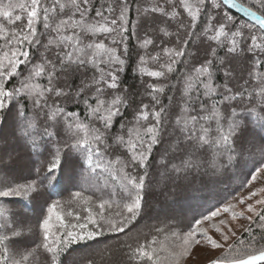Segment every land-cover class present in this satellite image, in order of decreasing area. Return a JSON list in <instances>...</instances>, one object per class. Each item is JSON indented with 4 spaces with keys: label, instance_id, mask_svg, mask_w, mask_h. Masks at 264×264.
I'll return each instance as SVG.
<instances>
[{
    "label": "snow or ice",
    "instance_id": "obj_1",
    "mask_svg": "<svg viewBox=\"0 0 264 264\" xmlns=\"http://www.w3.org/2000/svg\"><path fill=\"white\" fill-rule=\"evenodd\" d=\"M129 3L0 0V129L11 121L13 141L31 152L42 153L49 146L53 149L46 168L42 165L35 169V178L18 182L6 171L17 154L0 148V200L50 197L66 166L81 168L82 183L106 175L118 187L108 199L86 195L81 188L63 204L45 200L46 214L38 221L39 241L24 248L16 246L18 238L26 231L36 233L11 221L10 210L0 205V264H41V257L45 264H56V257L71 244L105 232H124L143 212V193L158 146H164L156 161L164 169L161 175L215 170L224 160L231 163L238 156L237 142L251 123L242 122L233 105L243 100L245 93L250 103L259 100V112L254 105L248 111L264 128V17L251 13L256 20L252 25L238 24L227 13L221 16L223 5L237 7L235 0H156L150 7L137 8L141 20L129 21ZM255 3L264 9V0ZM129 24L138 48L143 49L137 53L134 69L143 88L138 101L134 95L139 93L121 87ZM173 28L175 31H170ZM191 35L200 39L193 54L186 47V37ZM219 51L224 55L219 56ZM237 60L245 63L246 78H237L225 67ZM221 71L225 82L218 84ZM165 96L167 104L162 101ZM0 141L6 142L3 137ZM258 150L264 154V138ZM261 176L264 164L251 179ZM259 193H264V187L250 192L246 199ZM74 203L81 212L63 210L64 205ZM255 205H260V210ZM233 207L210 211L182 235L172 232L171 237L178 241L173 247H156L153 239L133 249L131 258L137 264H180L192 245L199 244V235L213 248H221L201 225L221 212H231L233 219L243 217V212H232ZM245 211L252 213L246 217L249 223H259L264 233V198L247 204ZM212 227L220 232L215 224ZM250 244L253 247L247 254L237 251L210 264H264V234L258 239L252 235ZM256 244L261 246L255 248ZM234 247L228 246L229 250Z\"/></svg>",
    "mask_w": 264,
    "mask_h": 264
},
{
    "label": "trees",
    "instance_id": "obj_2",
    "mask_svg": "<svg viewBox=\"0 0 264 264\" xmlns=\"http://www.w3.org/2000/svg\"><path fill=\"white\" fill-rule=\"evenodd\" d=\"M236 1L264 17V9L259 8L255 0ZM101 2H104V0H101ZM154 3H156V0H134V2L130 0L129 21L141 20L142 17L137 14V8L150 7ZM219 12L221 16L224 13L233 16L238 24L247 23L255 25L225 5L222 6ZM213 14H215V11ZM202 22L203 17L200 19V23ZM127 27L129 29V39L127 40L128 54L126 69L120 74L121 87L129 89L133 94L139 93V95H134V99L138 101L143 97V88L141 86V78L134 69L138 61L137 53H143V49L138 48L137 40L131 34L132 25L129 24ZM170 31H175V29H170ZM192 31L198 33V29L196 28H193ZM139 34L143 37V30ZM186 39L189 41L186 45L187 51L190 54L196 53L200 45L198 35L187 36ZM157 43H160V41H157ZM199 55L203 58V48H200ZM218 55L223 56L224 52L219 51ZM225 67L230 68L237 78L240 76H245L246 78V66L242 60H237L231 65L226 64ZM217 76L219 77L217 83L223 84L225 82L224 73L222 71L218 72ZM144 79L151 78L145 77ZM232 83L235 84L236 80H233ZM172 94L169 92V95ZM248 97L249 94L245 93L243 100L238 99L233 102L235 111L238 117L241 118V121H251L237 142V158L231 163L224 160L223 165L217 164L215 170L205 168L193 170L187 174L166 173L164 176L161 175L164 169L156 164V161L163 152L164 146H158L153 151L152 166L149 170L150 175L146 181V189L143 193V212L140 216L135 221L129 222L124 232H105L92 240L71 244L56 257V264H137V261L131 257L132 250L138 247L139 244L148 243L155 239L157 241L156 247L163 244L171 248L178 243V241H175L171 237L172 232L182 235L189 230V227L194 224L196 219H202L204 215L217 208L222 209L225 206L234 205L231 211L236 212L235 206H237L236 203L240 197L247 195L252 190L264 187V176H261L256 181H252L251 179L256 168L264 164V154L258 150L261 138H264V128L261 127L260 122L255 119L254 115H249L248 111L254 105L255 111L259 112V100L257 99L250 103ZM144 99L147 102V98L145 97ZM162 101L164 104H167V96L162 97ZM231 110L232 108L229 106L227 109L229 115L231 114ZM0 137H3V141H6H0V148L13 152L18 156L9 168L6 169L9 177L18 182L35 178V169L42 165L46 168L52 160L50 152L53 149L51 146H49L48 151L38 153L31 152L22 143L13 141L11 138V121L0 129ZM81 171L79 167L73 166L69 168L66 166L59 184H57L50 197L45 196L44 198L32 200L20 198L0 200V205L10 210L9 219L11 221L23 224L25 227H31L36 233L34 235L26 231L22 237L18 238L16 242L17 247L24 248L38 243V221L46 214L45 200L49 203L52 200H60L63 204L65 200L70 199L72 192L79 191L81 188L86 190V195L94 193L95 198L103 197L104 199H108L109 193L118 191L116 183L106 175L94 176L87 182L82 183L80 179ZM2 177L3 172H0V178ZM112 199H117V197L113 196ZM260 208L261 206L259 205L257 210H260ZM63 210L81 212V208L75 203L64 205ZM113 210L115 211V209ZM221 219L225 220L226 224H220L219 221ZM233 220L231 212H221L219 217L213 218L212 221H205L201 227L206 230L207 236H209L211 232H216L215 228L212 227L213 224L222 230L226 226L231 225ZM157 228H163L164 231L157 232ZM245 228H249L251 231L245 232ZM261 234L264 233H261L259 223H248L213 259L233 255L237 251L241 254H247L250 248L253 247L250 244L251 236L255 235L258 239ZM205 238L204 235H199V243ZM196 245L198 244L192 245L188 256L183 258L180 264H185L190 259ZM229 245H234V249L229 250ZM260 246V244L254 245L255 248H259ZM41 264H45L42 257ZM143 264H148V262L144 261Z\"/></svg>",
    "mask_w": 264,
    "mask_h": 264
},
{
    "label": "rangeland",
    "instance_id": "obj_3",
    "mask_svg": "<svg viewBox=\"0 0 264 264\" xmlns=\"http://www.w3.org/2000/svg\"><path fill=\"white\" fill-rule=\"evenodd\" d=\"M249 194L250 192H248L247 195L240 197L238 202L236 203L237 206H235L237 213L243 212L244 214L243 217L238 216L237 219H234L232 221L231 225L226 226L224 229L220 230V232H223L225 235L229 237L228 240L225 241L224 239H222L220 232H217V231L214 233L211 232L209 234V237L216 240L219 244L223 245V247L213 248L211 244L208 243L207 239L205 238L198 245H196L190 259H188L185 262V264H204V263L210 262L249 223V220L246 217L252 216V213L245 211L246 205L250 203L254 204L255 200L264 198V193H259L257 196L252 197L251 199H246L247 197H249ZM241 199H244L243 204L240 203ZM255 207L258 209L259 205H255ZM229 229H231V231H229ZM233 233H235V235H233Z\"/></svg>",
    "mask_w": 264,
    "mask_h": 264
},
{
    "label": "water",
    "instance_id": "obj_4",
    "mask_svg": "<svg viewBox=\"0 0 264 264\" xmlns=\"http://www.w3.org/2000/svg\"><path fill=\"white\" fill-rule=\"evenodd\" d=\"M235 2L237 4V7L233 8V7H229L228 5H225V6L228 7L230 10H232L233 12H235V13L239 14L240 16L246 18L250 22L256 24V20L253 18L251 13H255L257 16H261V15L256 13V12H254L253 10L249 9L248 7L242 5L238 1L235 0ZM204 264H210V262H207V263H204Z\"/></svg>",
    "mask_w": 264,
    "mask_h": 264
}]
</instances>
